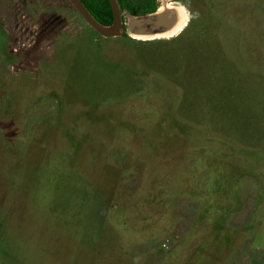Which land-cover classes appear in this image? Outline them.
I'll return each mask as SVG.
<instances>
[{"label":"rangeland","instance_id":"rangeland-1","mask_svg":"<svg viewBox=\"0 0 264 264\" xmlns=\"http://www.w3.org/2000/svg\"><path fill=\"white\" fill-rule=\"evenodd\" d=\"M157 1L0 0V264H264V0Z\"/></svg>","mask_w":264,"mask_h":264},{"label":"water","instance_id":"water-1","mask_svg":"<svg viewBox=\"0 0 264 264\" xmlns=\"http://www.w3.org/2000/svg\"><path fill=\"white\" fill-rule=\"evenodd\" d=\"M68 1L81 15L85 23L104 38L118 37L127 33L137 39L138 37L156 38L170 31L178 21L175 6L161 9L157 0L155 11L139 15L121 10L117 0H108L112 12L110 24H102L96 20L81 0Z\"/></svg>","mask_w":264,"mask_h":264},{"label":"trees","instance_id":"trees-1","mask_svg":"<svg viewBox=\"0 0 264 264\" xmlns=\"http://www.w3.org/2000/svg\"><path fill=\"white\" fill-rule=\"evenodd\" d=\"M93 17L102 24H110L112 21V12L108 0H81ZM121 10L128 13L139 15L153 12L157 8L156 0H137L133 4L131 0H117ZM127 36V34H125ZM103 38L102 36H99Z\"/></svg>","mask_w":264,"mask_h":264},{"label":"bare ground","instance_id":"bare-ground-1","mask_svg":"<svg viewBox=\"0 0 264 264\" xmlns=\"http://www.w3.org/2000/svg\"><path fill=\"white\" fill-rule=\"evenodd\" d=\"M175 9L177 10V14H178L177 24L170 31L161 34L163 36L169 35L171 33L174 34L176 31L181 30L187 21V13L185 9L183 8V6L181 4L176 5ZM138 38H145V37H138ZM146 38H150V37H146Z\"/></svg>","mask_w":264,"mask_h":264},{"label":"flooded vegetation","instance_id":"flooded-vegetation-1","mask_svg":"<svg viewBox=\"0 0 264 264\" xmlns=\"http://www.w3.org/2000/svg\"><path fill=\"white\" fill-rule=\"evenodd\" d=\"M68 1V0H67ZM69 2V1H68ZM70 3V2H69ZM71 4V3H70ZM72 5V4H71ZM73 7V6H72ZM74 8V7H73ZM75 9V8H74ZM75 11L77 12V10L75 9ZM78 13V12H77ZM79 14V13H78ZM80 15V14H79ZM81 16V15H80ZM82 18V17H81ZM83 19V18H82ZM85 22V21H84ZM98 34V33H97ZM99 35V34H98ZM100 36V35H99Z\"/></svg>","mask_w":264,"mask_h":264}]
</instances>
